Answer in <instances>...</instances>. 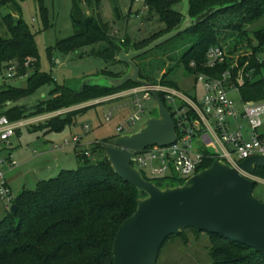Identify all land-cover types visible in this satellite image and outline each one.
Returning a JSON list of instances; mask_svg holds the SVG:
<instances>
[{"label": "trees", "instance_id": "trees-1", "mask_svg": "<svg viewBox=\"0 0 264 264\" xmlns=\"http://www.w3.org/2000/svg\"><path fill=\"white\" fill-rule=\"evenodd\" d=\"M181 1L143 0L148 9L149 20L154 17L164 27L151 37L135 43V51L146 48L182 26L184 16L174 9ZM187 3L188 16L195 25L173 40L187 35L193 37L194 41L179 58L176 66L184 67L192 76L205 74L216 78L230 70L232 81L236 83L238 68L231 69L227 61L216 69H205L206 54L211 47H223L222 41L228 35L236 38L237 44L247 41V26L264 16V0H187ZM0 5H11L13 11L21 13L20 5L14 0H0ZM84 5L89 14L83 8ZM99 7L100 0H72L74 36L58 42L55 48L49 50V56H52L53 50L69 55L86 47L106 43V48L96 53L109 62H117L121 49L116 44L117 39L111 35V26L96 17L99 15ZM42 10L45 13L44 7ZM116 12L120 20L118 7ZM45 22L48 27L46 20ZM7 27L9 37L0 38V71L8 64L16 63L17 77L29 76L30 82L28 90L7 87V84L0 88V115L7 116L13 122L32 118L34 115L69 110L137 86L131 82L121 88L85 84L78 91L64 87L54 90L51 93L52 99L43 102L33 114L28 115L24 107L8 108V103H16L30 96L41 86L51 84V79L39 74V57L34 37L22 20L12 18V24ZM223 33H227V36H222ZM253 37L258 46L253 48L248 66L243 72L244 84L239 88L243 103L264 102V61L258 59V51L264 46V30L254 32ZM173 40L157 48L169 45ZM126 41H121V44L128 48L129 42ZM247 42L251 43L250 40ZM149 53L134 60L140 69V79L151 85L162 84L180 90L175 82L168 80L172 69L161 70L163 76L160 82L143 74L139 61ZM169 59L172 61V58ZM29 60L31 63L26 67ZM192 63L195 67L191 66ZM244 63L245 60L241 67ZM160 97L166 105L162 94ZM189 113L193 117L194 114ZM67 116L66 120L52 118L45 126L50 131L61 130L74 114L71 112ZM32 128L37 129L36 126ZM260 138L264 140V135H260ZM198 149L205 155V160L198 167L197 172H200L210 168L217 159L212 157L209 150ZM89 153L91 157L86 152L77 155L82 166L78 170L62 171L57 177L40 181L35 190H23L15 199L17 216L13 217L8 212L0 220V264H114L113 250L117 233L124 222L136 213L139 202L147 196L116 175L102 145L97 144ZM96 156L99 157L97 162L92 163ZM255 175L264 179V168H257ZM144 178L154 182L160 189H165L167 185L176 187L185 182L175 176L151 179L144 175ZM187 232L197 237L202 235L189 228L170 238H185ZM207 235L211 243L212 264H264V256L253 249L219 235Z\"/></svg>", "mask_w": 264, "mask_h": 264}, {"label": "rangeland", "instance_id": "rangeland-1", "mask_svg": "<svg viewBox=\"0 0 264 264\" xmlns=\"http://www.w3.org/2000/svg\"><path fill=\"white\" fill-rule=\"evenodd\" d=\"M14 1L21 7L20 14L13 11L11 5H0V38L9 37L7 26L12 24V18L22 20L34 37L39 57V74L51 79V84L41 86L30 96L16 103L7 104L8 108L24 107L28 115L37 112L43 102H49L52 99L51 93L56 89L70 87L78 91L85 84L113 86L106 77L119 80L130 72L129 65L120 60L122 54L135 51V43L151 37L164 27L154 17L149 20L148 9L143 0H115L116 2L100 0L99 15L96 17L111 26V35L117 39L116 44L121 49V56L118 55L117 62H109L96 53L104 50L106 43L86 47L69 55L53 50L50 57L48 53L50 49L55 48L58 42L74 36L71 19L72 0ZM42 7L45 8V13ZM116 7L120 11V20L117 17ZM83 8L89 14L85 5ZM174 9L186 15L187 0L176 4ZM187 22V18H184L183 24L186 25ZM246 30L249 33L247 41L250 40V44L247 41L237 44L236 38L227 36V33L222 34V36H227L222 41L227 53V61L231 69H239L238 77L248 66L253 48L258 46L253 33L264 30V16L248 25ZM121 41L129 42V47H124ZM192 41L194 38L187 35L177 38L169 45L149 53L139 61V64L143 74L156 79L157 82L162 79V69H165L164 71L172 69L168 80L175 82L185 95L197 96L200 100L204 95L202 84L196 86V78L190 75L184 67L176 66L179 58L191 47ZM169 58H172V61ZM258 59L264 61V46L258 51ZM244 60L245 63L241 67ZM30 75H33V72H30ZM6 84L7 87L28 90L29 76L17 77L7 82L0 80V88ZM138 86L142 85L131 88ZM127 91L100 100L97 104L92 102L63 111L57 116L62 120L68 119L67 115L71 112L74 116L66 121L61 130L50 131L45 126L47 123L42 122L32 125L37 129L28 126L19 130L11 139L10 144L1 145L0 158L2 161H7L3 169L6 172V181L12 190L13 198L16 199L23 189L35 190L40 181L57 177L64 170H78L82 167L77 159L79 153L90 152L97 144L102 145L105 151L104 148L116 138L137 133L151 117L158 116L157 102L151 98L144 102L146 113L142 115V120L134 126L130 125V120L137 113V109L133 104V99L125 95ZM230 97L241 107L242 101L238 91H232ZM84 108L88 109L80 112ZM37 117L39 116L34 115L32 119ZM107 117H110L109 121ZM241 126L245 131L247 130L245 122L242 121ZM121 127L124 131L120 130ZM258 133L264 135V123ZM77 140L79 143H76ZM196 144H200L198 140ZM98 158V156L93 158L92 163H96ZM8 161L15 162L17 166L10 168ZM58 162L61 163L60 173L53 171L59 165ZM142 170L147 178L152 179L149 171L145 168ZM254 196L264 203L263 183L255 185ZM6 215L7 212L0 205V220H3ZM210 251L211 243L206 233L197 237L187 232L185 238L174 237L164 243L157 264H212Z\"/></svg>", "mask_w": 264, "mask_h": 264}, {"label": "water", "instance_id": "water-1", "mask_svg": "<svg viewBox=\"0 0 264 264\" xmlns=\"http://www.w3.org/2000/svg\"><path fill=\"white\" fill-rule=\"evenodd\" d=\"M188 9L183 15L188 21L186 25L182 24L178 30L142 50L119 54L120 60L129 65L130 72L119 80L106 77L111 87L121 88L129 82L151 86L140 79V69L134 60L192 28L195 24L188 16ZM153 96L158 116L151 117L137 133L120 136L104 148L116 175L147 196L117 233L114 264H157L164 243L189 228L225 237L264 256V203L254 196L255 182L240 174V171L255 174L257 168H264L263 155L243 160L238 168L216 161L183 185H167L165 189L147 181L143 173L132 166L134 151L154 145L170 146L177 140L172 114L157 93ZM17 211L18 207L13 205V217L17 216Z\"/></svg>", "mask_w": 264, "mask_h": 264}, {"label": "built area", "instance_id": "built-area-1", "mask_svg": "<svg viewBox=\"0 0 264 264\" xmlns=\"http://www.w3.org/2000/svg\"><path fill=\"white\" fill-rule=\"evenodd\" d=\"M123 42V41H122ZM227 53L221 46L211 47L206 54L205 69L213 70L227 63ZM31 60L26 64L29 66ZM195 67V64H191ZM18 76V66L10 63L0 71V80L9 81ZM197 84L203 86V97L187 96L182 91L162 84L138 86L128 89L127 97L133 99L137 113L130 120L134 126L142 120L146 113L144 102L154 98L153 93L162 94L166 107L172 114L176 124L177 140L166 147L154 145L143 151H134L131 161L133 167L143 173L142 169L149 171L152 178L178 177L188 180L198 172V167L205 160V155L198 147L209 150L212 157L222 161L228 166L238 168V164L253 156H264V140L260 138L259 129L264 123V102L243 103L239 107L230 97L232 91H238L244 84L243 74L232 81V72L225 71L221 77H210L205 74H196ZM195 86V87H196ZM155 99V98H154ZM95 103H100L95 101ZM67 111V110H63ZM63 111L39 116L35 119H24L13 122L7 116L0 115V146L10 144L16 133L28 126L47 122L62 114ZM192 112L193 117L189 116ZM110 120V117H107ZM241 121L249 126V137L246 136ZM121 131L124 128L121 127ZM199 141V145L196 141ZM78 140L76 141V143ZM67 144V143H66ZM88 157L91 156L86 152ZM1 156V153H0ZM7 161L0 158V204L5 212H11L15 199L12 190L6 181V172L3 167ZM10 168L17 164L8 161ZM245 178L263 183L264 179L245 171H240Z\"/></svg>", "mask_w": 264, "mask_h": 264}, {"label": "crops", "instance_id": "crops-1", "mask_svg": "<svg viewBox=\"0 0 264 264\" xmlns=\"http://www.w3.org/2000/svg\"><path fill=\"white\" fill-rule=\"evenodd\" d=\"M241 122H242V121H241ZM241 122H240V123H241ZM243 122H245V121H243ZM245 123H246V122H245ZM246 125H247V130L245 131V134H246L247 137H249V126H248L247 123H246ZM77 143H79V141H78ZM90 157H91V156H90ZM57 160H58V158H57ZM63 162H64V161H63ZM63 162H62V163H63ZM58 164H59V165H58L56 168L53 167V168H54L53 171H54V172H57V173H58V172L60 173V172H61V163L58 162ZM64 171H65V170H64ZM53 178H54V177H53ZM23 190H27V189H23ZM21 193H22V191H21ZM21 193H20V194H21ZM0 205H1V207L3 208L2 204H0ZM4 210H5V209H4Z\"/></svg>", "mask_w": 264, "mask_h": 264}]
</instances>
